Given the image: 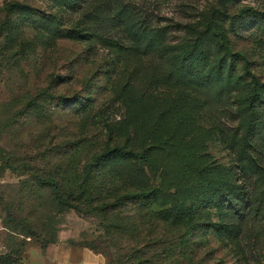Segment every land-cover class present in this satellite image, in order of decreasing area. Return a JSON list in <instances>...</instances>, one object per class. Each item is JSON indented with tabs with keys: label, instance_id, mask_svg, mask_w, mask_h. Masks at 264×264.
Wrapping results in <instances>:
<instances>
[{
	"label": "rangeland",
	"instance_id": "374dc122",
	"mask_svg": "<svg viewBox=\"0 0 264 264\" xmlns=\"http://www.w3.org/2000/svg\"><path fill=\"white\" fill-rule=\"evenodd\" d=\"M9 1L59 24L46 30L30 21L20 31L9 22L12 40L0 24V264L78 261L85 250L102 254L105 264H140L141 249L148 264H264V236L254 232L260 221L249 219L238 237L227 231L223 223L232 218L223 194L174 182L156 202L127 194L133 184L174 180L177 158L188 150L216 172L233 168L236 197L254 189L226 137L236 129L237 98L249 93L250 74L264 84V20L248 17L233 28L228 17L212 16L213 7L224 10L221 0H0V20ZM228 6L230 16L244 8L264 14V0ZM196 22L199 31L225 26L228 47L205 46L209 67L222 59L232 84L223 97L173 78ZM167 108L188 127L176 125ZM116 146L148 150L153 158L90 176L95 192L78 209L60 205L50 187L38 184L48 176L75 184V166L93 164ZM159 212L167 217L154 216ZM7 214L16 231L7 228Z\"/></svg>",
	"mask_w": 264,
	"mask_h": 264
},
{
	"label": "trees",
	"instance_id": "16d2710c",
	"mask_svg": "<svg viewBox=\"0 0 264 264\" xmlns=\"http://www.w3.org/2000/svg\"><path fill=\"white\" fill-rule=\"evenodd\" d=\"M53 1L55 2V0ZM56 1H59L58 3L62 5L68 3L69 0ZM233 2L234 0H221L224 10L213 7L212 16L218 15L220 17L222 15L225 18L228 17L229 24L236 29H240L239 25L242 23H247L249 21H247L248 17L257 18L258 21L264 20V14L251 8H244L241 13L230 16L228 5ZM1 11L3 19L0 20V24L7 31V35H10V38L15 37L14 34L12 35L8 31L9 22H11L12 27L18 28L20 31H23L21 28L30 21L35 25L40 23V27L46 30L51 29L53 24L57 26L59 24V20L56 17H36L35 9L20 1L5 2ZM249 13L250 15H248ZM200 25V22H196L188 26L190 30L196 33V37L192 43L181 47L179 54L180 63L176 65L173 71V78L181 84L195 83L209 86L212 92L216 91V97H223L224 94L230 93L232 84L226 78L222 59H215L209 67L208 52L205 46L213 43L216 47L227 48L225 26L221 23H215L212 29L207 27L205 31H199ZM42 38L41 36L38 40L43 42ZM151 41L152 43L154 42V40ZM236 55L244 59L242 55ZM245 63L247 62L245 61ZM250 79L252 84L249 93L244 97L237 98V107L234 110L238 121L236 129L227 134L226 140L228 145L235 151L237 158L244 164V170L253 177L255 183L253 190H247L248 192L244 190L241 193L242 195L236 197L238 195L237 188L235 184L229 183V178L233 175V168L223 169L216 167L218 170L216 172L211 167L202 166L199 157L193 151L188 150L177 158V175L174 180L161 177L158 185L148 187L133 184L135 186L127 193L128 198L132 200L139 198L152 199V201L156 202V197L165 192L167 186L172 182L179 187L195 188L196 191L207 196L221 193L226 197L225 204L230 210L229 217L232 218L231 221L223 223L227 231H231L238 237V235L245 232V230H242L243 224L249 219H254L253 221H260L259 229L254 230V232L258 238H262L264 236V84L262 85L254 74H250ZM166 113H169L176 125L181 128L188 127L185 119L175 118L177 112L173 108H167ZM111 131L110 129L109 132L111 133ZM260 140L263 141V144L259 142ZM152 158V154L148 150L138 151L124 146H116L101 152L99 158L93 164L86 162L83 165L75 166L74 174L79 177L75 184L60 180L55 176L38 177V184L43 187H50L60 205L78 209L82 204L89 202L90 196L95 192V184H92L93 181H88L92 179L90 176L100 175V177H104L109 172L119 174L116 164L119 165L130 161L148 163ZM121 181L123 182V180ZM76 191L78 195L75 196ZM113 203H107L106 207L111 206ZM115 203H120V199H117ZM154 216L157 218L163 217L160 212L156 215L154 214ZM166 217L164 216L163 218L165 219ZM237 219L238 225L236 227ZM14 220L12 214L5 215L7 228L16 231L15 229L17 228L13 226ZM256 241L261 240L257 239ZM142 246L147 247L148 244L145 242L142 243ZM141 251L144 257L140 260V264L151 263V260L146 258L144 249H141ZM185 254L191 255L192 250L190 252L186 251ZM117 263L122 264L123 261Z\"/></svg>",
	"mask_w": 264,
	"mask_h": 264
},
{
	"label": "crops",
	"instance_id": "0c3cea01",
	"mask_svg": "<svg viewBox=\"0 0 264 264\" xmlns=\"http://www.w3.org/2000/svg\"><path fill=\"white\" fill-rule=\"evenodd\" d=\"M59 261V264H105L104 256L92 252L91 250H85L82 252L81 258L78 261H73L70 256L60 258Z\"/></svg>",
	"mask_w": 264,
	"mask_h": 264
},
{
	"label": "built area",
	"instance_id": "2783aa9c",
	"mask_svg": "<svg viewBox=\"0 0 264 264\" xmlns=\"http://www.w3.org/2000/svg\"><path fill=\"white\" fill-rule=\"evenodd\" d=\"M2 228H3V224H2V220L0 218V231L2 230Z\"/></svg>",
	"mask_w": 264,
	"mask_h": 264
}]
</instances>
